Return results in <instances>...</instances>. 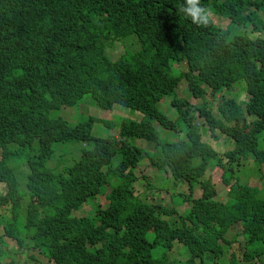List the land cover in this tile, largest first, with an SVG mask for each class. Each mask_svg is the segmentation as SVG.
<instances>
[{
  "label": "trees",
  "instance_id": "16d2710c",
  "mask_svg": "<svg viewBox=\"0 0 264 264\" xmlns=\"http://www.w3.org/2000/svg\"><path fill=\"white\" fill-rule=\"evenodd\" d=\"M196 6L243 31L231 35L208 15L206 23L194 20L188 0H0V183L8 185L0 207L11 208L0 222L7 235L28 240L17 229L24 197L11 166L12 158L25 156V225L48 264H170L180 242L192 256L174 264H207L231 244L226 235L237 225L250 241L244 260L264 257V200L259 188L234 178L242 157L264 169V0H198ZM132 37L139 48L113 60L107 50ZM178 64L187 68L176 72ZM184 79L204 101L197 115L177 96ZM242 79L248 100L222 96ZM208 89L220 94L218 116L206 103ZM87 95L105 110L120 105L143 118L125 121L117 136L95 137L94 116L75 124L59 114L86 103ZM167 96L176 121L159 108ZM153 121L185 137L163 140ZM208 131L231 137L235 147L221 154L203 140ZM137 138L152 142L153 150L138 146ZM83 143L70 163L73 147ZM117 154L121 160L112 165ZM144 161L173 175V202L186 191L180 181L203 190L202 197L188 195L186 217L136 194L135 168ZM211 164L223 172L227 203L216 199L215 180L206 178ZM103 195L105 206L92 217L79 212ZM175 216L181 225L169 222Z\"/></svg>",
  "mask_w": 264,
  "mask_h": 264
},
{
  "label": "rangeland",
  "instance_id": "374dc122",
  "mask_svg": "<svg viewBox=\"0 0 264 264\" xmlns=\"http://www.w3.org/2000/svg\"><path fill=\"white\" fill-rule=\"evenodd\" d=\"M206 14L212 18V20L216 23V25H218V27H221L224 31L229 32L231 35L236 34V32L241 33L243 31V29L242 31H240L239 29L236 30L237 26H235L233 23H230L227 19L219 18L212 12L207 11ZM138 48L139 45L137 41L134 37H132L131 40L124 39V41L122 42H117L113 47L107 50V53L113 60H116L120 56L125 55L127 51H135V49ZM186 68V64H178L174 66V70L176 72L184 71ZM243 87L247 90V82L244 79L239 80L233 89L223 90L222 96L224 95V97H234L238 100L241 99V101L248 100L249 95L244 92L246 90H244ZM176 92L179 98L181 97V99H186L188 103L191 104L192 109L195 110V115H197L198 107L202 106L204 101L202 99L194 98L191 95L188 89L187 81L185 79L180 81ZM219 96L220 94H218V96H213L210 89L207 90L206 103L208 104V108L213 111L216 116H218L217 107L220 103ZM172 98L173 96H167L166 98H164V101L159 104V108L170 118H172V120L176 121L178 117L176 108H172L171 106H169ZM91 100H94L93 95H87L84 98V102L86 103H82L77 107H62L59 111V114L66 118L69 122H73L75 124L79 121H86L91 117V115L94 116L96 120L93 123V136L95 137L117 136L120 132V127L125 121L141 120L143 118V114L136 110L120 105H115L112 110H105L99 105H96L95 102ZM166 102L168 103V105L165 104ZM82 116L85 117L81 118ZM252 120L253 119L251 118V121ZM196 121L202 123L203 119L197 117ZM153 123L156 130L159 131L163 140L173 141L185 137L184 131H179L178 129H167L154 121ZM178 127L182 129L180 125H178ZM261 135L260 144L261 147L264 148V134L262 136ZM203 140L209 142L212 146L215 147L217 151H219L223 155L227 150H231L235 147L233 139L221 132H215V134L213 135L211 131H208L204 135ZM135 143L138 146L144 148L146 151H152V148L154 147V144L152 142L145 139L137 138L135 140ZM69 144H72V142H69L66 145ZM11 146L13 148H17V144L15 143H12ZM85 146L86 145L83 143L77 147H73L72 153L69 154L70 163L73 162L72 157L73 155H75V152H79L78 156H80ZM63 152H67V149L65 147L63 149ZM60 154L61 152L58 150L56 156H59ZM56 156H54V159ZM50 160L48 161L47 165L51 167ZM120 160L121 155L117 154L111 164L115 165ZM11 166L14 167L15 172L17 173L20 182L19 188L24 197L20 209L23 214L25 213V215L19 214L20 218L17 229L21 232L24 239H28L29 241L27 240L25 243L20 244L18 242V239H16L15 237L6 236L7 230H5V224L0 222V251L2 252L0 255L1 262L3 264H48L39 249L32 246L33 240L31 239V234H29L25 225L26 206L28 203L27 185L29 173V165L27 163L26 157L21 156L16 159L12 158ZM216 167L217 166H213V164H211L206 178L210 177L215 180L216 190L218 192L216 199L227 203L229 201V187L225 186L222 183V170L219 169V175L215 173ZM259 168V164L255 162L253 157H242L240 161L236 163L234 178L241 184L259 188L260 197L264 200V169L263 172H260ZM155 170L156 168H153L151 163H149L148 161H144L138 164L135 168V174L138 181L134 184V189L136 191V194L141 196L143 200L149 203L161 202L162 204L168 205L172 208H176L180 215H184L187 211L190 210L189 203H187L188 195L193 193L194 198L202 196L203 190L200 191L199 185H196L192 189V187L187 182L180 181L179 186L182 187L186 185V191H180L178 194V200L173 202L171 184L173 175L169 172L159 174L156 173ZM25 172L27 173V178L26 181H23L22 178ZM167 184H169L168 187L166 186ZM7 192V183H0V194L6 195ZM109 192L110 189H108L107 193ZM104 196L105 195L101 196V198H98L100 200L89 201L88 205L86 204L79 212H85V216L92 217L99 205L105 206ZM10 209L11 208L9 206L0 207V215L11 216ZM82 213L76 215L82 217ZM186 215L187 213L184 217H186ZM174 219L177 225H181V220L177 216H175V218H171L170 220L173 221ZM237 234H240V228L238 225L232 228L231 231L226 235V239L230 241L231 244L225 245L224 251H222L221 255L213 257L211 261L207 259V264L213 263L212 261L217 264H233L234 256L237 264H262L264 257H257V259L251 263L244 260V251H247L246 246L250 241L244 234H240V237L235 241V236ZM2 237L3 241H1ZM221 245H223L222 242ZM251 249H253V247H251ZM157 251L159 250H156L155 253H157ZM191 256L192 253L189 249H187L181 243H175L174 249L170 252V264H174L175 261L176 263L186 262L190 259ZM198 264H200V261H198Z\"/></svg>",
  "mask_w": 264,
  "mask_h": 264
},
{
  "label": "clouds",
  "instance_id": "9594fccd",
  "mask_svg": "<svg viewBox=\"0 0 264 264\" xmlns=\"http://www.w3.org/2000/svg\"><path fill=\"white\" fill-rule=\"evenodd\" d=\"M188 3L190 5H192L193 7L188 9L189 14L193 17V19L195 20L197 17H200L202 19L203 22H207V15H201L203 13V9H201L200 7H197L196 5L198 4V0H188ZM199 99V98H198ZM201 191V189H200ZM203 196V194H202ZM199 196V197H202ZM194 197V195H193ZM197 197V198H199ZM189 207L191 208V206L189 205ZM179 218V216H177ZM180 219V218H179ZM181 220V219H180ZM187 220V219H186ZM175 221V219L173 221L169 220V222L173 223ZM182 223V222H181ZM187 223L190 224V222L187 220ZM9 236V235H6ZM17 239V238H16ZM19 242V240H18ZM20 243V242H19ZM182 244V242H180ZM21 244V243H20ZM183 245V244H182ZM184 246V245H183ZM2 253V252H1ZM0 262H1V256H0ZM2 263V262H1ZM3 264V263H2Z\"/></svg>",
  "mask_w": 264,
  "mask_h": 264
}]
</instances>
